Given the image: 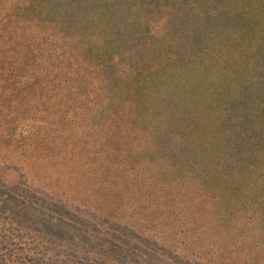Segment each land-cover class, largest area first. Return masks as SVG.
I'll return each instance as SVG.
<instances>
[{
	"label": "trees",
	"instance_id": "trees-1",
	"mask_svg": "<svg viewBox=\"0 0 264 264\" xmlns=\"http://www.w3.org/2000/svg\"><path fill=\"white\" fill-rule=\"evenodd\" d=\"M0 264H264V0H0Z\"/></svg>",
	"mask_w": 264,
	"mask_h": 264
}]
</instances>
